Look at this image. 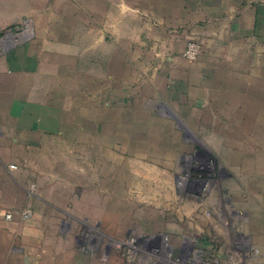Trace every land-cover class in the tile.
Masks as SVG:
<instances>
[{
	"label": "crops",
	"instance_id": "obj_1",
	"mask_svg": "<svg viewBox=\"0 0 264 264\" xmlns=\"http://www.w3.org/2000/svg\"><path fill=\"white\" fill-rule=\"evenodd\" d=\"M15 26L0 53V264H126L110 241L138 223L155 236L132 213L152 208L153 177L174 196L184 156L205 153L221 182L209 208L223 191L247 264H264V0H0V36Z\"/></svg>",
	"mask_w": 264,
	"mask_h": 264
},
{
	"label": "rangeland",
	"instance_id": "obj_2",
	"mask_svg": "<svg viewBox=\"0 0 264 264\" xmlns=\"http://www.w3.org/2000/svg\"><path fill=\"white\" fill-rule=\"evenodd\" d=\"M189 136L191 141L190 133ZM218 173L208 153L195 162L191 156H184L182 170L174 179L178 193L169 198L167 194L155 190L160 184L168 182V178L153 177L152 208L140 207L132 213L138 220H150L146 230L155 236L146 238L145 226L138 223L133 236L110 241L114 249L117 243L129 239L136 241L139 248L137 257L130 259L120 253L126 264H165L167 261L178 264H247L252 260L255 251L251 243L237 230L232 233V224L227 222L226 225L232 212L227 195L222 191L219 207L208 206L211 190L221 183ZM148 195L137 196L139 202L150 200ZM177 199L182 201L180 207L175 202ZM161 202L164 204L160 205ZM235 211L238 218L243 217L242 212ZM171 236L175 240L168 238ZM176 239L181 240L178 246H175Z\"/></svg>",
	"mask_w": 264,
	"mask_h": 264
},
{
	"label": "built area",
	"instance_id": "obj_3",
	"mask_svg": "<svg viewBox=\"0 0 264 264\" xmlns=\"http://www.w3.org/2000/svg\"><path fill=\"white\" fill-rule=\"evenodd\" d=\"M25 26V25H24ZM13 30H10L8 33L0 36V53L3 50V43L7 38H11L10 40L13 42H16L19 38V35L23 33L25 30L24 28H21L20 26H15L12 28ZM198 48L195 45H190L185 53L184 58L191 60L198 54ZM13 216L12 212H7L5 214L6 219H11ZM31 216V213L29 211H24L21 214V217L23 219H28ZM116 249L124 256L131 258L137 257V253L139 251V248L136 244V241L134 239H129L125 242L117 243ZM165 264H178L177 262L167 261Z\"/></svg>",
	"mask_w": 264,
	"mask_h": 264
}]
</instances>
